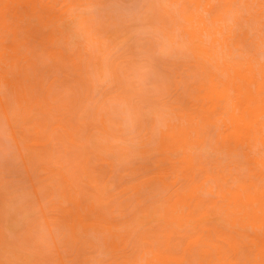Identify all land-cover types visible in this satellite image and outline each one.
Listing matches in <instances>:
<instances>
[{
  "label": "bare ground",
  "instance_id": "bare-ground-1",
  "mask_svg": "<svg viewBox=\"0 0 264 264\" xmlns=\"http://www.w3.org/2000/svg\"><path fill=\"white\" fill-rule=\"evenodd\" d=\"M3 1L4 0H0L1 30L4 28L3 26L7 24V20L9 19H7L8 12H6L5 7H3ZM16 1L17 3L20 2L23 4L21 0H8L11 9H13V7L15 8L16 6H19L20 3L16 5ZM33 1L34 0H31V2L24 0L26 5H23L26 6V9H30L28 11L26 9L23 11L26 12V16L22 17L24 13L22 16L17 13V15L14 17L17 18V20V16H19L21 19L28 16L26 18L28 20H30L32 17L31 19L33 24L30 22V25H34L35 23V27L38 28L36 29L33 26L35 29L34 30L30 27L32 31L36 32H33L34 34H32L34 36H32L34 37V40L37 36L40 41L39 42L35 40V42H39L46 46L50 58L65 62L64 60H67L65 58L68 57H64L65 55L63 52L59 51V49L56 47V42L58 40L54 39L55 37L53 36L56 35L52 33L55 31L51 28L54 26V20H59L61 22L63 19H65V15L62 12L63 9H61V7L63 8L64 6L60 5L61 11L57 8L60 11L59 14L62 13V15L59 16L57 13L59 11L56 10V7H59L57 6V2H54L56 4L55 7L52 2L49 4L50 0H46L49 3L44 0L47 4H45L43 0H39L38 2L36 1L37 4L34 3L35 1ZM64 1L67 2L68 0ZM81 1L82 0H75L73 4L71 2V5L73 7H80L82 6ZM128 1L130 2L131 0ZM137 1L140 3V7L142 8V10L140 8L138 9L141 12V15L139 11H137L139 14L132 12L134 13L132 15L134 19L131 20L133 23L131 22V26L128 25L127 28L124 26L126 29L124 34L121 35L122 42H126L127 39L131 37L135 22L137 23L139 21L141 24L145 22L143 24V29H145V31L151 30L154 33L162 35L171 42V47L173 50H176L177 52L179 51L178 53H182L189 58H195V65H191V67L199 69V66L202 65L200 68H202L203 72L205 73V78L201 79V83L196 87L197 91L194 94L189 95L187 97L188 99L186 98L187 100L184 99L182 101H178L180 97L179 91L178 97L176 98V101H174L175 105L169 104L170 90L165 89L164 81L160 80L163 83V86L159 85V88H157L158 95H161L162 93L163 98L160 99V107L162 110L173 109V111H168L169 113H162L160 117L163 119L164 124L158 126L157 123H154L151 132L148 131V126L146 123H141V125H145L144 130L146 134L143 135L140 133L139 135V139L137 140L138 151L136 150L131 153L129 149H123L124 151H120V154H118L119 152H117V154L116 152H111L115 158H118L117 161L121 159L117 156L122 157V162L120 161L122 164L125 163L124 160L126 159H129L128 161L126 160V163L129 164L128 162L131 161L130 157H132V160H134V157L137 160L136 164L134 165V167H137L135 169L131 167L130 171L135 170L134 176L139 178L140 182L135 183L131 187L125 188L123 192H120L117 195L120 196V198L124 197V200L122 203L119 202L118 207H116L118 209L122 208L121 210L123 211V207L125 206V210L129 211V209L132 208L129 207L131 203L130 201H132L134 205L137 203L135 207L132 204L134 210L131 209L129 212H127V214L124 210L122 215H118L119 217H116V214L113 215L112 213L114 212V209L111 210L110 207L111 204H113L114 197L109 198V200L108 198H105L106 194L104 193L105 191L109 190L108 185H106L107 182H104V185L102 186L98 181L99 186H102L101 188L104 192L101 193L102 195L99 194V200L101 204L103 203L109 206H106L107 208L105 207L107 209L105 211H108V208L111 210L108 211V213L110 212L111 215L107 213L110 215L109 218L108 215H105L104 210L103 212L101 211L104 207L100 208V210L99 208H96L98 207L96 202H94V204L93 202L87 200L86 203L85 199L83 201L79 194H74L71 192V185L69 188L63 187L59 195L64 200H67L70 205H72L73 209H64L58 204L53 208V202H51V211H53V214L55 215V221L53 220L54 224L59 228V232H63L64 235L66 234L65 236L70 234L73 239L77 237V234H89L90 232L96 234V238L102 242L104 241L105 244L107 243L106 245L112 242V244L108 247V250H110V252L112 251L111 253H113V256L115 253V257L112 259L115 260L116 264H119L120 262H122L120 264H264V51H261L264 46L259 47V45L256 44L258 47L257 48L255 45L256 49L261 48L259 51L262 53L259 52V57L256 56L257 58H252L249 55H247L248 57H243V51H245L247 47L246 44H248L246 42H249V46L252 44L250 42V32L245 28L246 23L253 21L257 24V30L264 29V0ZM137 1H135V5H137ZM29 2L31 6H27V4L29 5ZM129 2L125 4H128ZM141 3L144 5L146 4V7ZM14 4L15 6H13ZM22 4L20 5L22 6ZM94 6L96 5L94 4ZM105 6L108 8L107 10L112 7H108L107 5ZM101 9L102 7L100 10ZM128 9L131 11L130 8ZM110 13L112 12L110 11ZM132 13L129 12V15H127L126 18L130 17V14ZM143 13H145L146 16ZM148 13L152 15L150 16ZM136 16L138 17L137 19ZM100 17L101 19L98 22V33L102 35L108 30L106 25L107 23H105L103 20L104 16L102 15ZM33 19H35V22ZM91 20L92 18H84L83 23L87 26V23ZM1 22H3L5 25L2 26ZM109 22L111 23V21ZM49 23L50 26H48ZM40 24L42 27L39 26ZM239 25H241L242 31L245 30L242 34V39H237L239 37L235 35V29H240L238 27ZM9 27V25L7 27L5 26L8 31H10ZM88 27L89 25L85 28L87 31L86 33L89 35L91 34V37L96 36V34L91 32V29L93 28ZM30 29L29 32L31 31ZM120 30L121 28L116 29L115 31L120 32ZM14 31L15 30H11V33L13 32L12 34H14L12 35L14 41H17L18 37L15 34L17 33L19 35V32ZM50 31L53 32L50 33ZM108 32H110V35H106V39L112 40L116 37V34L112 33L111 31ZM97 37L102 40L104 36L101 37L98 35L96 38ZM118 37L116 41L119 40ZM66 38L68 39V37H63L60 40H62V42L65 44H68L69 41H67ZM233 38L235 39L231 41L230 39ZM91 39L94 38L89 37V40L94 41L95 43L93 44L99 45L101 53V57L98 58V62L96 63L98 66L96 71L101 74L100 79L106 76L109 77L117 72L120 75L122 73L126 74L127 71H129L127 68H125L126 66L119 70L121 68L119 64L116 65L113 71L109 70L107 67L108 55L106 56L104 55L105 52H102L105 50V42ZM150 41L151 40H149V42ZM239 41H241L240 43L243 44H239ZM17 42L19 43V41ZM139 42L141 44L143 43V41ZM231 42L233 45H230ZM261 42L264 45V39H262ZM29 44L30 43L27 45L29 46ZM228 44L232 47L230 48ZM13 45H15V42L10 45L11 49H13L11 51L13 52L12 56L11 52L10 55L8 52H5L7 51V47L4 45L3 47L0 46V64H4L6 67L9 66V64L15 67H18L22 64V61L19 62L18 65L16 64L17 55H14V53L17 54L23 45L21 46V42L20 48L18 45H15V47ZM225 45L227 47L229 46L227 52L223 49ZM81 47L84 46L81 45ZM36 48L38 47L35 46L34 49ZM231 49L235 52H238V50L239 52L241 51V60L234 58L233 53L235 52L233 51L232 53ZM149 50L153 51L152 53L149 51L151 55H155L156 51L154 46ZM33 54L35 56L36 52ZM82 62L85 63V60L81 61L80 63L73 61L74 67L76 68L75 70H81L82 72ZM88 64L89 62H87V67L83 66L85 68L83 72L85 70H87V73L89 72ZM33 66L36 67L35 64ZM176 69L173 70L177 71ZM164 70H167L166 67ZM84 73H86V71ZM130 73L131 71L128 72V75ZM206 76H208L207 79ZM0 77V79H2V76ZM13 77H10V79L8 75L4 76V79H2L4 80V83L2 84L8 86H4L3 88H8L6 90L9 94V98L7 97L8 94L5 97L1 95L2 93L0 84V103L3 111L5 109V113L3 112V114L6 116V122L8 119H11L9 117L10 112H8V109H10V111L12 110V106H8L10 105V99L18 107L15 108L14 111H16V109H21L23 114L28 115V118H32V112L34 109H48L52 113L55 109H57V106L59 109H61L60 107H64V109L71 107L74 109L73 106L76 105V102H73L75 100H69L68 102H65V105H63L64 103H59L63 105L60 106L57 105L56 99L51 100L48 98L47 101L43 99L46 101V105L41 107L39 105L40 102L30 100L29 95L27 96L25 94V87L23 88L21 84H19L17 81H14V79H12ZM142 77L143 76H141V78ZM40 80L43 82V79ZM38 84L40 83L38 82ZM191 88L192 86L187 83L185 90L187 89L189 91ZM47 91H45L44 94L48 95L50 91L46 93ZM68 93L70 92L68 91ZM60 99L62 100V97ZM165 99H167V101H165ZM50 100L52 102H49ZM184 101L185 104L181 105ZM110 104L112 106H117L119 109H127L129 115L134 114L135 117L138 115V112L136 113L137 110H135V108H138L130 104L129 101L123 100V97H120L119 101L111 100ZM77 105L78 106L75 109H82L83 107L85 108L83 103L81 107L79 106L80 102ZM13 107L16 106L13 105ZM71 108H69L70 111ZM221 109L225 110L221 111ZM70 111H68L69 115ZM44 114L47 116L45 112ZM81 114L83 113H79V116ZM100 115V121L102 122L103 126L108 128L109 120L102 113ZM11 120L15 121L13 119ZM12 121L9 120L11 127H13L14 123L17 122ZM86 125L89 126V124ZM142 126L141 130H143ZM89 129L93 131L92 126H89ZM26 131L29 133L28 129ZM109 131L110 130H108V132ZM121 132L124 133L126 130H123L121 127L120 135L122 136ZM74 135L75 134H66L65 137L70 145L78 148L81 146V144L79 145L75 142ZM91 135H94V133ZM91 135L87 139L88 143L85 145V148L89 149V152L86 151L85 153H79L77 152L78 149H73L72 147H70L68 150L63 143L58 142L52 144V150L56 146V150L58 151V147H63L65 150V155L72 153V150H74V155L79 153V156L72 155V158L77 157L76 159L73 158V160H76V163H78L76 168H82L83 172L89 176V159L86 158V156L87 154L91 153ZM22 136H25L23 137L24 139L31 137L30 133L27 134V132ZM12 137L9 136V138ZM107 137L108 135L103 136L105 139L104 142L106 141L105 144H108L107 146L110 147V149H115L114 144H110V137ZM14 138L17 142V145L23 143L19 137L22 142L18 144L19 140L16 139L17 137L15 133ZM99 140L101 142V138ZM24 142L25 143L23 145L21 144L20 147L23 146L24 149L26 148L25 150L28 149L32 151L34 155H37V157L44 153H41L40 150H37L39 148H36L35 151L32 150V148L38 146L37 144L29 142V140L28 142ZM207 147H209L212 150L211 152H214L220 160L217 159L218 161H214L215 157L209 154L208 156L206 155V157L202 155L203 153L207 154L206 152L201 153V151H204ZM8 150L10 151V149ZM14 150L17 151L16 149ZM20 150H22V148ZM102 150H105V148L102 147ZM128 150L129 152H127ZM74 152H76V154ZM8 153L10 154V152ZM210 156L211 158L209 159ZM64 157L69 158L71 157V154ZM212 157H214L213 160ZM67 158L66 160L70 162V160ZM92 158L95 157L92 155ZM123 158L126 159L123 160ZM138 159L142 160V162L141 160L139 161V164ZM66 160L64 161L66 162ZM147 160L151 161H148V163ZM205 160L207 161L208 165L205 163ZM72 162L73 161H71V163ZM222 164H224V166ZM53 169H55V167ZM53 169L51 170L50 168H47L46 171L53 172L55 175H61L60 172L57 174L56 171L58 169H55L56 171ZM111 171H113V169H111ZM127 177H130V175ZM127 177H124L125 180ZM61 178V181L69 183L63 174ZM40 182L41 181L39 180V183ZM45 188H48L49 190L51 189L47 186ZM141 188H143L142 195H140L142 192ZM132 197H137L135 198L136 202L133 201L134 198L132 199ZM48 198L49 197H46V199ZM128 200H130L129 203ZM92 216H96L99 220L97 222L87 223V218ZM52 219L53 218H51V220ZM210 220H216L218 221V224H223L228 228V231H225L223 228L219 227V225H210ZM48 221L50 222V220H47L46 223H49ZM53 221H51V223ZM154 223H157V225L159 224V227L156 225L158 229H154ZM121 225L131 230L135 236L139 234L137 241L138 244L142 246L145 245L146 240L148 239L143 234H140L143 233L142 228L146 226H150L148 228L150 234H153L157 237H164V241H161L158 251L145 250L137 256L130 258L124 254V250L131 246L129 243V239H131L130 235L121 233L114 229ZM170 228L175 229L171 230ZM65 236L64 238H66ZM115 258H117V260Z\"/></svg>",
  "mask_w": 264,
  "mask_h": 264
},
{
  "label": "rangeland",
  "instance_id": "rangeland-1",
  "mask_svg": "<svg viewBox=\"0 0 264 264\" xmlns=\"http://www.w3.org/2000/svg\"><path fill=\"white\" fill-rule=\"evenodd\" d=\"M21 1L23 2V4H25L24 0ZM28 1L31 2V0ZM34 1L33 2L36 3V1L38 2L39 0ZM45 1L43 0V2ZM74 1L75 0H68L67 2H65L64 0H50V3L47 2L49 4H51L52 2L54 6L56 5L54 2H57L59 4H57V6L59 7L55 6L57 11L60 10L61 6H64L63 8L61 7V9H63L62 12L65 15V19H63V21L61 22L59 20H57L58 22L54 20V26H52L51 28L55 32L50 31V33L53 32L52 34L56 35L53 37H55V40H58L56 42V47L59 49V51L63 52V54L65 55L64 57L67 56L69 58H65L67 59L64 60L66 63L60 60H53L52 58H50L46 46L39 43V38H37L36 35L35 40L39 42H35L33 37V32L35 31L31 30L32 28L34 29L35 23L34 25H30V22H32V17L30 18V20L26 19L28 16L22 19L17 16L18 20L14 17L15 15H17V13L20 16H22L24 13L22 17L26 16V12H23L26 9V4L23 5L22 3L18 2L22 4V6L19 4L20 7L16 6L17 8L13 7V9H11L8 0L3 1V7H5L6 12H8L7 19H9H6L8 21H6V25L3 24V22H1V25H5L6 27L9 25L11 29L9 27L10 31H8V29L3 26L4 28L1 30L2 27L0 26V46L3 47L4 45L5 47H7V51L5 52H8L9 55L10 52L13 50L11 49L10 45H12L14 42L15 45H18L19 48L22 45L23 46L21 47V50L19 49L17 54L14 53V55H17L16 64L18 65V63L22 61L21 65L15 67L9 64V66L6 67L4 64H0V76H2V79H4V76L9 75V78L14 76L12 79L21 84L23 88L25 87V94L27 96L29 95L30 100L40 102L39 105L41 107H44L46 105L45 102L48 98H50L51 100L56 99L57 105L60 106L65 105V102H68L69 100H75L73 101L74 103L76 102V105L73 106L74 109L78 106L77 104L79 102V106L81 107L83 103V105H85V108L83 107V110L77 108L74 111V109L69 107L71 108L70 111L69 108L64 109V107L59 106L61 108L59 109L57 106V109H55L52 113L48 109H34V111L32 112V118H28V115L23 114V111H21V109H16V111H14L15 108L18 107L10 99V105L8 106H12V110L10 111V109H8V112H10L9 117L17 121L16 123H14L13 127H11L9 120H12L8 119V121L6 122V116L5 114H3L5 109L3 111L0 103V110H2L0 111V264H116L115 260L112 259L113 257H115V253L113 256V253H111L112 251L110 252V250H108V247L112 244V242L106 245L107 243L105 244L104 241L102 242L98 238H96V234L90 232L89 234H77V237L75 239H73L70 234L65 236L66 234L64 235L63 232H59V228L54 224L55 215L53 214V211H51V208L52 206L53 208L56 207L58 204L61 205L64 209H73L72 205H70L67 200H64L59 195L63 187L69 188V186L71 185V192H73L74 194H79L83 201L85 199L86 203L87 200L93 203L96 202V205L98 206L96 208H105L107 205L100 203L99 194L102 195L101 193H104L101 187L104 185V182H107L106 185H108L109 190L105 191L104 194H106L105 198H108V200L109 198L114 197L113 204L110 203V209H114L115 212H113L112 214H116V217L118 215H122L125 210V206L123 207V211L121 210L122 208L118 209L116 207H118L119 202L122 203L124 197L120 198V196L117 195L120 192H123L125 188L131 187L135 183L140 182L139 178L134 176L135 170L131 169L132 171H130L131 167H133V169L137 167H134L137 161L134 157V154L137 152L133 154L134 156L132 155L134 157V160H132V157H130L131 161L128 162L129 164L126 163L129 159L127 160L126 158H123V160L126 159L127 161L124 160L126 164H122L120 163L122 157L116 155L117 157L121 158H119L120 160L117 161L118 158H115L112 153L116 152L117 154V152H119L118 154H120V151H124L123 149H129L131 153L136 150L138 151L137 140L139 139V135L140 133L143 135L146 134L144 130L145 125L142 124L144 125L142 126L141 123H146L148 126V131L151 132L154 123H157L158 126L164 124L163 119L160 117L162 113H169L168 111H173V109L162 110L160 107V99L162 98V93L161 95H158L157 88H159V85L163 86V83L161 82L162 80L165 83V89L170 90L169 104L175 105L174 101H176L179 91L180 97L178 101H182L186 99L189 95L194 94L197 91L196 87L201 83V79L205 78V73L203 72L202 68H200L202 65H198L199 69L191 67V65H195V58H189L183 55L182 53H178L179 51L177 52L176 50H173L171 47V42L162 35L154 33L151 30L145 31V29H143V24L145 22L141 24V22L139 21L137 23L134 21L135 24L133 27V32L131 33V37L127 39L126 42H122L121 35L124 34L125 29L128 27V25L131 26V24L133 23V21H131L134 19L132 15L134 13L139 14L137 12L139 11V8L142 10V8L140 7V3H138L137 0H131L130 2L128 0H82V6L80 7H73L71 5V2L73 4ZM135 1H137V5H135ZM30 2L29 5L27 4V6H31ZM46 2L45 4H47ZM127 2H129V6L128 4H125ZM15 3L16 5H18L17 1ZM94 4L96 6H94ZM104 4L108 7H112L107 10L108 8H106ZM100 5L102 7L101 10ZM13 6H15V4ZM128 8H132L131 11ZM26 10L28 11L30 9ZM60 11L57 12L59 16L62 15V13L59 14ZM110 11L112 13H110ZM113 12L116 14H114ZM129 12L134 13L130 14V17L126 18V16L129 15ZM152 14L149 15L151 16ZM102 15L104 16L103 20L105 21V23H107V30L116 34V37L112 40L106 39V35H110V32L107 31L103 33L105 35H100L98 33V22L101 19L100 16ZM112 15H114L115 17ZM84 18H92L91 21L93 23L89 21L87 23V26L89 25L90 27L92 25H95L94 28L93 26L90 27L93 28L91 29V32H93V34H96V36H104L102 40L99 37H97V39L96 36L91 37V34L89 35L88 33H86L87 31L85 30V28L87 26L83 23ZM137 18L138 17L136 16V19ZM35 19H33L34 22ZM108 20L111 21V23ZM31 24H33V22ZM39 26H41V24ZM48 26H50V23L48 24ZM238 27L241 29V25H239ZM35 28L38 29L37 27ZM111 28H121V30L120 32H117L118 30L115 31L116 29L113 30ZM245 28L250 32V42L252 44L250 43L251 45L249 46V42L243 40L244 42L248 43H245L248 47H246L245 51L241 49L245 53V55L243 53V57H248L247 55L252 58H255L256 56L259 57V50L261 48L256 49L255 45L258 44L259 47L264 46L261 42V40L264 39V29L257 30V24L253 21L250 23H246ZM29 29L31 30V34L29 32ZM240 29H235V35L239 37L237 39L243 38L242 34L245 30L242 31L241 29V32ZM11 30H17L16 32H19V35L17 33L15 34L18 37L17 41H19V43L16 40L14 41V38L12 36L14 34H12L13 32L11 33ZM63 37H68V39L66 38L67 41H69L68 44H65L64 42H62V40H60ZM89 37L94 38L91 40H101L102 42H105V50L103 49L104 51L102 52H105L104 55H108L107 67L109 70L113 71L116 65L119 64L121 67L119 70L123 69L126 66L125 68H127L129 71H127L126 74H123L120 71L122 73L120 75L117 72L109 77L106 76L104 78H101V80V74L96 71V69H98V66L96 65V63L98 62L97 60L101 57L99 45L93 44L95 42L90 41ZM117 37L119 38L118 41H116ZM234 39L235 38L230 40L233 41ZM149 40L151 41L149 42ZM139 41H143V43L141 44ZM113 42L116 43L114 44ZM240 42L241 41H239V44L242 45L243 43ZM28 43H30L29 46L27 45ZM15 45L13 46L15 47ZM81 45H83L84 47H81ZM230 45H233L232 42ZM35 46L38 47L36 48L38 50L34 49ZM153 46L156 51L155 55H151L149 52H153L152 50H149L151 47L153 48ZM229 46L227 47L225 45L226 48L223 47V49L227 52ZM231 47L232 46H230V48ZM34 51L36 52L35 56L33 54L35 53ZM261 51H264V48H262ZM240 52L238 50V52L233 53L234 58H237V60H241L240 56L242 53L240 54ZM12 54L13 52H11V56ZM83 59L85 60V63L82 62V65L84 67H87V62H89L88 73L87 70H85L86 73H84L85 71L83 72V70L85 69L83 66L82 72L81 70H75L76 68L74 67L73 61L80 63L81 61H84ZM34 64L36 67L33 66ZM165 67L167 69L166 71L164 70ZM173 69H176L177 71H174ZM130 71L131 73L128 75V72ZM141 76L143 77L141 78ZM207 78L208 76H206V79ZM2 79H0L2 93L0 94L5 97L8 94L6 90L8 88L4 89L3 87L8 86L2 84L4 83V80ZM40 79H43V82ZM38 82L40 84H38ZM158 82L161 84H159ZM187 83L192 86L189 91L187 89L185 90V86ZM47 90H49L50 92ZM45 91H47L46 93L49 92V94H44ZM68 91L70 93H68ZM57 93L59 96L57 95ZM7 97L9 98V94ZM61 97L62 100L60 99ZM120 97H123V100L129 101L130 104L138 108L136 109L134 107L135 110H137L136 113L138 112V115L136 114L137 117H135L134 114L129 115L127 109H119L117 106H112L110 104L111 100L119 101ZM43 99L46 101H44ZM51 100L49 102H52ZM165 101H167V99H165ZM185 101L181 105H184ZM59 103L64 104L62 105ZM13 105L16 107H13ZM86 107L88 110L86 109ZM67 110L70 111V115ZM222 110L224 111L225 109H221V111ZM44 112L47 114V116H45ZM79 113H83L84 115L81 114L82 116H79ZM101 113L109 120L108 128L104 127L102 122L100 121ZM85 123L89 124V126H92L93 131H91L89 129V126H87ZM140 125L142 126L143 130H141ZM121 127L123 128V130H126V132L124 133L121 132L122 136L120 135ZM27 129L29 130L31 137H28V139L25 138V140L23 138L25 136L22 135L26 134V132L27 134H29L28 131H26ZM13 130L19 133L14 132ZM108 130L110 131L108 132ZM14 133L16 134V139L19 140L18 144L23 141V143H21L23 145L25 143L24 141L28 142L29 140V142L38 145L35 148H32V150L35 151L36 148H39L37 150H40L41 153L44 152V155L42 154L37 157V155H34L32 151L28 149L25 150L26 148L24 149L23 146L20 147L21 144L17 145V142L14 138ZM92 133H94V135H91ZM66 134H75V142L79 145L81 144V146L77 148L75 146L70 145L65 137ZM90 135V145L92 147V154H87L86 158L89 159L90 166V168L88 169V173L92 175L94 173L93 176L90 174L89 176H87L83 172V169L79 166V168H76L78 163H76V160H73V158L76 159L77 157L72 158V155H74V150H72V153L68 154H71V157L69 158L64 157L68 155H65V150L63 149V147H58V151L56 150L55 146V148L53 147L54 149L52 150V144L58 142L63 143L68 150L70 149V147H72L73 149H78L77 152L79 153H85L86 151L89 152V149L85 148V145L88 143L87 139L90 137ZM104 135H108V137H110V144H114L115 149H110V147L107 146L108 144H105L106 141L104 142ZM9 136L13 137L9 138ZM2 137L3 139H5L3 140ZM19 137L22 141L19 139ZM100 138L101 142L99 140ZM102 147H104L105 150H102ZM21 148L24 152L20 150ZM208 148L209 147L205 149L206 151H201V153H207H203L202 155H204L205 157L206 155L208 156V154L212 155L215 157L214 161L219 159V157L216 156L214 152H211L212 150L210 148L208 151ZM8 149H10V151ZM14 149H16L17 151H15ZM129 150L127 152H129ZM8 152H10V154ZM74 153L76 154V152ZM79 153L77 154L78 156ZM92 155L95 158H92ZM214 157H212V160ZM66 158L70 160V162L67 161ZM210 158L211 156L209 157V159ZM64 160H66V162ZM140 160L138 159V164ZM71 161L73 162L71 163ZM148 161L149 160H147V162ZM205 163L208 165L206 160ZM222 165L224 166V164ZM9 166L12 168H10ZM54 167L56 170H58L56 171L55 169H53ZM47 168L55 170L57 174L60 172L61 175H55L53 174V172H48L46 171ZM111 169H113V171H111ZM62 174L67 178V181L69 183L61 181ZM128 175H130V177H127ZM124 177H127V179L125 180ZM39 180L41 181L40 183ZM98 181L102 186H99ZM26 183H28L29 185ZM46 186L50 187L51 189L49 190L48 188H45ZM141 189L142 192L140 195L143 194V188ZM46 197L49 198L46 199ZM135 198L137 197H132L134 202H136ZM130 200H128V203ZM51 202H53L52 206H50ZM130 202L131 203L129 207L132 208H130L129 211L131 209L134 210V204L132 203V201ZM136 204L137 203H135V205ZM104 208L100 210L102 212L103 210H107L106 208ZM110 209L108 208V211ZM108 211L104 212L105 215L110 214V212L108 213ZM129 211L127 210L125 213L127 214V212ZM110 215H108L109 218ZM46 217L49 219H47ZM51 218L53 219L51 220ZM87 219V223L97 222L99 220L96 216H92ZM47 220H50V222L48 221L49 223H46ZM51 221L53 222L51 223ZM209 224L219 225V227L223 228L225 231H228V228L226 226L221 223L218 224V221L216 220H210ZM156 225L157 223L153 224L154 229H158ZM157 226L159 227V224ZM149 227L150 226L143 227V233H140L148 238L144 246L138 244L137 238L139 234L135 236V234L131 232V230L122 225L114 228L121 233L130 235L131 239H129V243L131 244V246L128 249L124 250V254H126L130 258H133L145 250L158 251L161 241H164V237H157L153 234H150V231L148 229ZM170 229L173 230L175 228ZM64 236L66 238H64ZM117 258L115 259L117 260Z\"/></svg>",
  "mask_w": 264,
  "mask_h": 264
}]
</instances>
